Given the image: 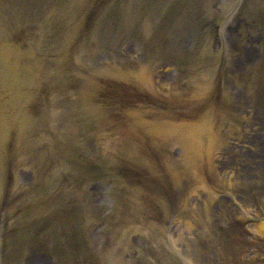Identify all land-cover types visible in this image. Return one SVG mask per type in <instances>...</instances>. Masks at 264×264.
<instances>
[{
	"label": "rangeland",
	"instance_id": "obj_1",
	"mask_svg": "<svg viewBox=\"0 0 264 264\" xmlns=\"http://www.w3.org/2000/svg\"><path fill=\"white\" fill-rule=\"evenodd\" d=\"M0 264H264V0H0Z\"/></svg>",
	"mask_w": 264,
	"mask_h": 264
},
{
	"label": "water",
	"instance_id": "obj_2",
	"mask_svg": "<svg viewBox=\"0 0 264 264\" xmlns=\"http://www.w3.org/2000/svg\"><path fill=\"white\" fill-rule=\"evenodd\" d=\"M209 151V150H208ZM210 152L211 151H209V154H210ZM208 154V153H207ZM184 167L187 169V170H193V169H195V166H194V164H191L190 162L189 163H185V165H184ZM184 169V168H183Z\"/></svg>",
	"mask_w": 264,
	"mask_h": 264
}]
</instances>
